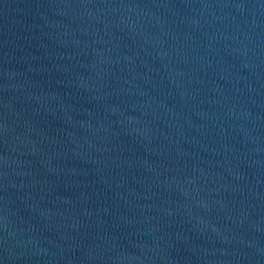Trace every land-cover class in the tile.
Instances as JSON below:
<instances>
[{
  "label": "water",
  "instance_id": "95a60500",
  "mask_svg": "<svg viewBox=\"0 0 264 264\" xmlns=\"http://www.w3.org/2000/svg\"><path fill=\"white\" fill-rule=\"evenodd\" d=\"M0 264H264V0H0Z\"/></svg>",
  "mask_w": 264,
  "mask_h": 264
}]
</instances>
